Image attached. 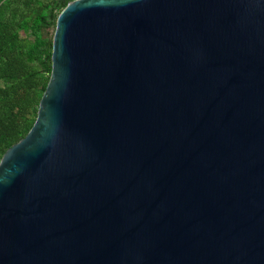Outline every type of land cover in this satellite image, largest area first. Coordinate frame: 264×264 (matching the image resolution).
<instances>
[{
  "label": "water",
  "instance_id": "water-1",
  "mask_svg": "<svg viewBox=\"0 0 264 264\" xmlns=\"http://www.w3.org/2000/svg\"><path fill=\"white\" fill-rule=\"evenodd\" d=\"M0 264H264V0H69Z\"/></svg>",
  "mask_w": 264,
  "mask_h": 264
},
{
  "label": "trees",
  "instance_id": "trees-1",
  "mask_svg": "<svg viewBox=\"0 0 264 264\" xmlns=\"http://www.w3.org/2000/svg\"><path fill=\"white\" fill-rule=\"evenodd\" d=\"M68 1L0 0V157L36 117L55 20Z\"/></svg>",
  "mask_w": 264,
  "mask_h": 264
}]
</instances>
